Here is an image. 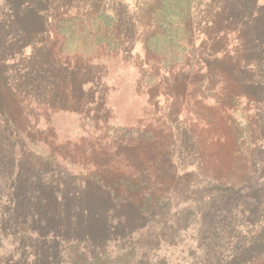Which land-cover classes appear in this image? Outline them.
Wrapping results in <instances>:
<instances>
[{
    "label": "rangeland",
    "instance_id": "1",
    "mask_svg": "<svg viewBox=\"0 0 264 264\" xmlns=\"http://www.w3.org/2000/svg\"><path fill=\"white\" fill-rule=\"evenodd\" d=\"M237 3L0 0V168L12 177L55 170L65 181L66 236L87 237L90 228L116 238L95 264H119L128 249L118 238L144 222L150 204L138 202L139 176L154 178L145 185L152 190L166 173L191 169L204 175L207 190H238L263 170L264 107L254 96L264 98V50L239 34L264 13V0H252L248 18L231 12ZM103 175L115 183L99 186ZM128 191L140 197L121 202ZM81 195L89 210L77 209ZM175 204L153 216L172 219ZM228 204L223 209L238 222L248 216L243 201L236 206L230 196ZM59 206L39 213L46 220ZM219 213L209 216L217 226L229 219ZM239 226L217 230L224 246L237 234L247 238L248 225ZM11 232L0 264H94L96 250L86 243L28 235L26 247ZM158 256L162 264H188L171 251Z\"/></svg>",
    "mask_w": 264,
    "mask_h": 264
},
{
    "label": "trees",
    "instance_id": "2",
    "mask_svg": "<svg viewBox=\"0 0 264 264\" xmlns=\"http://www.w3.org/2000/svg\"><path fill=\"white\" fill-rule=\"evenodd\" d=\"M236 1L238 3L233 8H229L231 12H238L241 16L250 17L252 0ZM22 36L27 37V34L24 33ZM24 37L17 38L18 43L22 44L26 40L23 39ZM239 37L241 41L257 40L262 46L257 51L262 52L264 50V13L260 12L258 16L251 18L242 28ZM107 39L108 36L104 40ZM254 98V102H259L263 108L264 98H260L257 92ZM262 119L264 120V116ZM259 137L260 141L264 140V132ZM45 176L48 178L42 183ZM203 176L198 170L191 169L186 170L182 175L177 172L166 173L158 184L159 188L152 190L145 186L151 184L154 179L152 176H139L136 182L133 180L138 183L136 184L137 190H142L140 195L144 196L138 202L144 200L150 206L145 212L144 222L137 229L126 227L125 237L118 238L121 240L123 248L128 249L119 264H162L163 259L158 258L161 250L171 251V254L176 253L178 259L183 257L188 264H264V251L260 252L264 249V164L260 174L252 176L238 190L233 186H221L220 184H215L218 187L207 190L208 186L203 185V182L200 181ZM206 178L208 177L206 176ZM98 179L99 186L111 184L113 181L109 175H103ZM64 182L60 176L55 178V170L52 169L41 168L34 173L23 171L18 176L12 177L6 169L0 168V247L3 240L12 233L11 231L20 234V242L26 247L30 246V243L25 241L28 235H36L37 239L47 242L49 234H53L55 235L54 240L61 237L60 241L69 239L73 243H86L87 248L93 247L96 252L91 253L90 257L94 264L99 262L100 256L105 254L102 249L111 241H115L116 238L112 233L101 234V231L93 233L90 228L83 230L87 237H82L79 234L66 236L67 230L64 225L66 202L64 197L67 196V193L63 189ZM113 183L115 182L113 181ZM154 183L156 184V182ZM37 185L41 186L39 196H36L32 190L36 189ZM157 190L161 191L156 197ZM126 194L124 197L119 196L121 202H130L131 198L140 197L139 194L132 196L129 191ZM230 196H233L235 204L236 202L239 204L241 201L244 203L243 211L248 213V216L244 217L241 222H238L235 213L233 216H229L230 210L223 209L229 206ZM83 198V195L79 197L81 207L77 209L89 210L84 202L86 199ZM51 202L59 204L60 210L54 215L49 212L47 215L51 216L44 220L43 214L41 215L39 211L49 208L52 205ZM175 203H178V209L174 211L175 217L172 219L157 221V218L153 216V212L158 208L162 209L161 211L171 210L176 205ZM37 206L40 208L37 209ZM236 206L232 204L233 212ZM222 211L226 215L228 214L229 219L217 226L209 216L213 219V215L220 214L219 212ZM238 216L242 217L240 214ZM242 222L248 225L247 238L237 234L232 238V243L229 242L224 246L223 236L220 235V232L227 233L231 229H243L239 226ZM42 224H45L46 231L42 230ZM155 224L157 225L154 226ZM87 225L88 222L84 227ZM222 227L223 231L220 230ZM182 234H186V236L182 238ZM221 246L225 250L220 252ZM102 264L115 263L106 259Z\"/></svg>",
    "mask_w": 264,
    "mask_h": 264
}]
</instances>
